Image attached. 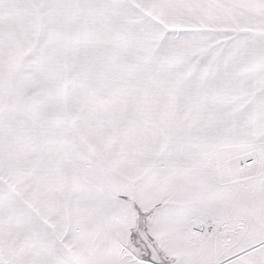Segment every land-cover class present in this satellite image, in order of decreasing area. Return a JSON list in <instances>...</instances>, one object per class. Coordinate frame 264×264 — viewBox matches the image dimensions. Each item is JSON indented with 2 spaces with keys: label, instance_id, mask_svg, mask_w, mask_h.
I'll return each mask as SVG.
<instances>
[{
  "label": "crops",
  "instance_id": "crops-1",
  "mask_svg": "<svg viewBox=\"0 0 264 264\" xmlns=\"http://www.w3.org/2000/svg\"><path fill=\"white\" fill-rule=\"evenodd\" d=\"M55 2L110 31L37 37L41 62L0 44V264H123L122 241L147 240L123 224L132 179L84 190L77 166L200 167L263 140L264 0ZM255 248L227 264H264Z\"/></svg>",
  "mask_w": 264,
  "mask_h": 264
},
{
  "label": "rangeland",
  "instance_id": "rangeland-1",
  "mask_svg": "<svg viewBox=\"0 0 264 264\" xmlns=\"http://www.w3.org/2000/svg\"><path fill=\"white\" fill-rule=\"evenodd\" d=\"M52 4L55 0H0V44L10 47L4 51L5 59L41 62L24 56L32 46L27 44L38 41L37 37L92 28L76 23L67 9ZM99 26L92 30L110 31L108 24ZM137 27L127 31L147 30L144 22ZM76 172L81 187L90 191L92 178L132 179L128 191L132 194L123 195L122 201L136 215L122 216L123 224L140 225L138 236L148 240L158 259L152 260L145 241L132 238L122 241L123 264H227L258 251L255 246L264 242V217L259 214L264 200L255 198L264 190V138L250 145L223 147L200 167L77 166Z\"/></svg>",
  "mask_w": 264,
  "mask_h": 264
},
{
  "label": "water",
  "instance_id": "water-1",
  "mask_svg": "<svg viewBox=\"0 0 264 264\" xmlns=\"http://www.w3.org/2000/svg\"><path fill=\"white\" fill-rule=\"evenodd\" d=\"M144 241L147 243V246L149 247V249H150V251H151V253H152V260H153V261H157V259H158V253H157L156 250L153 248V246H152L150 243H148L147 240H144Z\"/></svg>",
  "mask_w": 264,
  "mask_h": 264
}]
</instances>
